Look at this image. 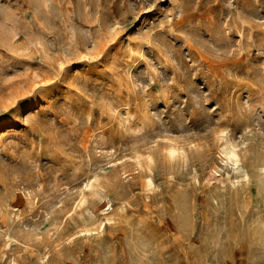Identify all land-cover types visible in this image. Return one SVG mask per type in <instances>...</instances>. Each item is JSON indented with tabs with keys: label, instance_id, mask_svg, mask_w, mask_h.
<instances>
[{
	"label": "rangeland",
	"instance_id": "1",
	"mask_svg": "<svg viewBox=\"0 0 264 264\" xmlns=\"http://www.w3.org/2000/svg\"><path fill=\"white\" fill-rule=\"evenodd\" d=\"M0 264H264V0H0Z\"/></svg>",
	"mask_w": 264,
	"mask_h": 264
},
{
	"label": "bare ground",
	"instance_id": "2",
	"mask_svg": "<svg viewBox=\"0 0 264 264\" xmlns=\"http://www.w3.org/2000/svg\"><path fill=\"white\" fill-rule=\"evenodd\" d=\"M229 146H230V145H229ZM229 146H228V147H229ZM232 148H233V147H232ZM232 148L229 149V153H230L231 156L236 157L237 154H236V152H235ZM225 153H226V152H225ZM235 161H236V160H235ZM223 180H224V179H223Z\"/></svg>",
	"mask_w": 264,
	"mask_h": 264
}]
</instances>
